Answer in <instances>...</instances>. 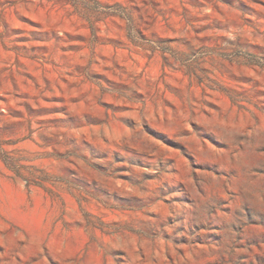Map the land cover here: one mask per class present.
Listing matches in <instances>:
<instances>
[{
	"label": "rangeland",
	"instance_id": "rangeland-1",
	"mask_svg": "<svg viewBox=\"0 0 264 264\" xmlns=\"http://www.w3.org/2000/svg\"><path fill=\"white\" fill-rule=\"evenodd\" d=\"M0 264H264V0H0Z\"/></svg>",
	"mask_w": 264,
	"mask_h": 264
}]
</instances>
